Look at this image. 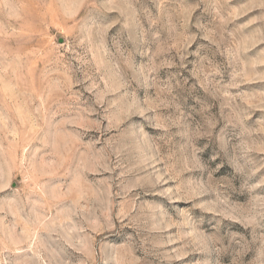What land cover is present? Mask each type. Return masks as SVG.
<instances>
[{
  "label": "clouds",
  "instance_id": "9594fccd",
  "mask_svg": "<svg viewBox=\"0 0 264 264\" xmlns=\"http://www.w3.org/2000/svg\"><path fill=\"white\" fill-rule=\"evenodd\" d=\"M0 264H264V0H0Z\"/></svg>",
  "mask_w": 264,
  "mask_h": 264
}]
</instances>
